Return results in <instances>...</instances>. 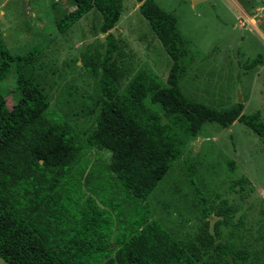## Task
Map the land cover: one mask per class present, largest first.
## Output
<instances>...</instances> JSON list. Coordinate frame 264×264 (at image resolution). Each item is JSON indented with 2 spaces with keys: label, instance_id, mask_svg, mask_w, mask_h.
<instances>
[{
  "label": "trees",
  "instance_id": "1",
  "mask_svg": "<svg viewBox=\"0 0 264 264\" xmlns=\"http://www.w3.org/2000/svg\"><path fill=\"white\" fill-rule=\"evenodd\" d=\"M72 1L74 8L57 23L59 30L95 10L101 18L96 33L105 34V42L81 51L80 67L95 81L92 93L80 90L77 96V85L63 83L52 110L50 94L28 73L37 51L12 58L0 43V83L12 65L16 101L22 102L29 93L20 86H33L41 98L18 119L0 90V258L7 264H258L244 243L216 239L217 227L236 211L227 197L216 202V195L209 202L201 196L194 225L178 234L152 215L146 199L156 184L144 186L135 167L148 153L146 166L151 168L158 160L163 169L162 161L151 155L158 156L164 141L171 140L141 125L145 121L130 125L118 109V98L136 71L132 56L110 31L120 18L123 0ZM137 2L171 60L167 81L172 86L153 93V109L180 126L178 116H189L194 134L207 122L228 128L238 120L264 137V120L258 111L242 113L241 100L216 107L189 96L175 83L176 19L154 0ZM257 61L258 57L250 66ZM93 147L109 151V159L88 156ZM229 167L233 170L232 161ZM189 177L194 184L192 170ZM231 183V192L243 191L246 185L253 189L245 176ZM211 214L219 217L215 232L207 219Z\"/></svg>",
  "mask_w": 264,
  "mask_h": 264
},
{
  "label": "rangeland",
  "instance_id": "2",
  "mask_svg": "<svg viewBox=\"0 0 264 264\" xmlns=\"http://www.w3.org/2000/svg\"><path fill=\"white\" fill-rule=\"evenodd\" d=\"M154 1L176 19L179 56L175 83L189 96L216 107L241 100L242 113L258 111L264 120V0ZM138 6L137 0H123L120 18L110 31L136 63V71L118 98L119 111L127 116L125 121L130 125L145 121L141 125L171 140L164 141L158 156L151 155L162 161L163 169L158 160L151 168L146 166L148 153L137 161L135 174L143 185L156 184L146 204L154 217L178 234L194 225L202 207L201 196L209 202L216 195V202L227 197L236 211L217 227L216 239L244 243L258 264H264V137L238 120L228 128L207 122L194 134L189 116H178L180 126L153 109V93L172 86L167 81L171 60ZM73 8L72 0H0L2 49L12 58L37 51L28 73L50 94L52 110L54 95L63 83L77 85V96L80 90H95L94 79L80 67L81 51L89 44L105 42V34L96 33L101 18L95 10L63 32L59 30L57 23ZM257 57L259 61L250 66ZM20 89H29L22 102L15 98L18 90L11 65L0 90L18 119L41 100L33 86ZM85 123L82 119L81 124ZM150 145L147 143L148 148L155 149ZM136 153L138 148L137 159ZM87 155L108 160L110 152L93 147ZM229 161L234 163L233 170ZM191 170L194 184L189 177ZM244 176L253 189L246 185L243 191L231 192V182ZM217 218L213 214L207 217L213 232ZM0 264L7 263L0 258Z\"/></svg>",
  "mask_w": 264,
  "mask_h": 264
}]
</instances>
